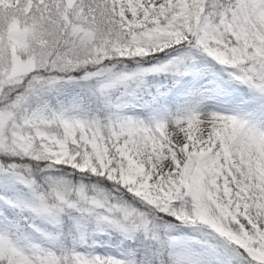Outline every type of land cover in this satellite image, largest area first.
<instances>
[{"label": "snow or ice", "instance_id": "6c2138e0", "mask_svg": "<svg viewBox=\"0 0 264 264\" xmlns=\"http://www.w3.org/2000/svg\"><path fill=\"white\" fill-rule=\"evenodd\" d=\"M0 264H264V0H0Z\"/></svg>", "mask_w": 264, "mask_h": 264}]
</instances>
